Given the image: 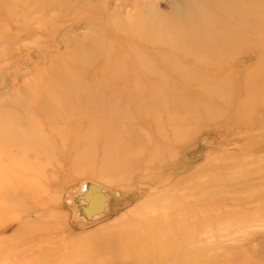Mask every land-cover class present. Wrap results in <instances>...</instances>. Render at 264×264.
<instances>
[{
	"label": "rangeland",
	"instance_id": "1",
	"mask_svg": "<svg viewBox=\"0 0 264 264\" xmlns=\"http://www.w3.org/2000/svg\"><path fill=\"white\" fill-rule=\"evenodd\" d=\"M248 3V0H0V116L12 120L16 128L27 127L28 135L31 130L36 131L40 114H31L34 102L27 97L31 93L36 101L45 103L53 77L64 66L71 70L69 82L80 86L77 93L85 92L83 88L94 95L116 92L112 79L114 59L118 57L121 66H125L131 53L144 55L146 49L155 56L149 58L153 61L162 48L151 46L149 51L147 46L156 44L153 39L158 40L175 23L181 24L182 36L208 33L227 43L225 49L221 46L216 50H209L212 45L206 43L188 46L195 59L210 64L217 55L224 59L223 70L215 76L211 71L203 77L197 65L187 77L193 79L196 73L200 74L202 82L198 85L206 89L205 94L217 83L211 76L228 82L224 84L235 90L236 80L243 79L248 72L246 82L254 76L256 85L264 92V73L263 77L257 75L264 72V13L263 21L258 20L247 8ZM237 5L243 8L241 13H235L233 8H238ZM241 15L243 21L251 18L249 26L241 25ZM214 27L221 37L214 35ZM259 31L261 38L257 36ZM171 34L167 37L177 41L179 27L177 33ZM100 37L116 44L112 46L116 50L112 59L105 61L96 54L99 49L95 45H100ZM211 43L214 44L213 39ZM176 47L186 50L185 44ZM171 49L165 48L166 56L178 61L177 57L183 53ZM204 50H209L208 55L201 54ZM78 52L84 56V68L77 64ZM105 76L111 78L104 81ZM164 83L181 84L172 80ZM18 105L23 109L19 125L15 116H9L18 113ZM238 108L236 102L226 112L222 110L224 114L220 117L190 132L185 140L160 145L162 150L154 161L146 162L141 170L129 173L120 182L70 173V139L60 142L49 139L53 155L50 160L42 159L40 165L51 163L56 169L39 170L44 177L28 179L26 184L28 189L36 190L42 206L32 211L29 200L21 204L29 212L22 216L21 222L29 223L35 217L40 218L41 229L51 225L46 232L39 233L37 250L48 253L60 248L59 264H93L100 259L88 256V248H84L90 245L86 242L89 234L102 236L123 226L129 231L150 228L153 233L159 227L156 231L165 235L162 233L157 241L160 244L155 252L152 244L149 255L154 252L152 255L161 256L156 253L161 246L180 239L186 242L188 253L202 257L199 264H264V112L259 109L255 112L260 122L233 125L227 121L226 113L233 114ZM38 133L45 137L44 131ZM114 142L111 138L107 143L112 150ZM115 162L123 164L122 159L107 153L104 163L110 172ZM27 167H34L29 158ZM17 212V206L8 209L11 216ZM146 219L149 222H144ZM127 222L130 223L125 225ZM15 227L16 223L0 235V252L7 249L2 244L4 239L14 241ZM132 243L138 244H132L134 251L140 250V242ZM77 244L80 253L63 260L75 251ZM174 260L172 257L170 262ZM151 264L158 263L155 260Z\"/></svg>",
	"mask_w": 264,
	"mask_h": 264
},
{
	"label": "bare ground",
	"instance_id": "2",
	"mask_svg": "<svg viewBox=\"0 0 264 264\" xmlns=\"http://www.w3.org/2000/svg\"><path fill=\"white\" fill-rule=\"evenodd\" d=\"M255 1L256 3L253 0H248L247 8L250 9V13H254L258 20L263 21L264 0ZM233 9L236 10L235 13L243 11L242 6ZM229 10L231 11V9ZM250 20L251 18L248 17L243 21L242 15L239 18L241 25L247 23L249 26ZM175 24L174 28L167 27L168 29L164 30L166 34L161 33L162 36L158 37V40L153 39L157 42L156 44L149 43L147 46L149 51L152 50L151 46L162 48L158 57L153 58V61L150 60V62L149 58L155 56L149 55L150 53L146 49H143L144 55L131 53L130 60L125 66H121L118 57L114 59L112 79L116 92L94 95V93H87L86 88H83L82 90L85 92L77 93L76 88L81 90L80 86L75 82L74 84L69 82L71 70L64 66L63 70L53 77L52 85L50 84L51 92L46 97L45 103L36 101L31 93L27 97L30 102H34L31 114H40L38 116L40 120L36 123L37 125L35 124L36 131L31 130L32 133L28 135L27 127L16 128L12 120L7 121V118L0 116V235L6 234L9 227L16 223L12 235L15 237L14 241L4 239L2 242L7 249L5 248V252H0V264H59L61 262L60 248L48 253L37 250L38 247L40 248L39 233H44L46 229L51 228V225L46 224V229H41L40 218L35 217L29 223L21 222L22 216L29 213L26 208L21 207L23 202L29 200L32 204L30 208L32 211H36L42 206L36 190L28 189L27 180L42 175L39 170L45 171L48 168L56 169L57 167L51 163L40 165L42 159L50 160L53 155L51 138L55 142L70 139L71 142L68 146V170L70 173L96 176L102 180L105 178L114 179L113 181L120 182L129 173L141 170L146 162L154 161L158 157L159 151L162 150L160 145L174 144L185 140L190 132L199 129L203 123L220 117L224 114L222 110L226 112L227 108L236 102L239 103V108L233 114L226 113L229 116L227 121L232 122L233 125L242 122L244 126H250L252 122H260V120H256L255 112L257 109L264 112V92L262 88H258V84L256 85L254 76L252 78L250 76L251 80L247 83L245 79L249 72L245 77L243 75V79L236 80V89L234 90L232 85L224 84L228 82L222 83L215 80L214 76L219 74L224 66L222 57L217 55L210 64V62L201 61L198 57L195 59V56L189 54V44L198 47V44L206 43L212 45L209 46V50H216L221 46L225 49L227 43L219 42L214 36H208L206 32V34L199 33L195 37L182 36L181 24ZM213 25L215 24L213 23ZM178 27V40L171 41L167 35L177 33ZM246 29L250 31V28ZM213 30L215 36L221 37L218 28L214 27ZM261 35V31L257 32L258 38H261ZM212 39L214 44L211 43ZM183 44L187 51L175 49L176 46ZM112 46L116 47V44L108 42L106 39L102 40L100 37V45L99 43L95 45V48L99 49V52L95 50L96 54L105 61L112 59L116 52ZM165 48L168 50L174 48L175 51H180L183 54L177 57L178 61H173L166 56ZM209 50H204L201 54L206 56ZM75 58L77 64L84 68L86 62H84L81 52H78ZM260 60L258 59L257 63ZM197 65L201 67L198 71L203 74V77L208 76L211 71L214 73L211 80L217 83L209 88L207 94L203 92L206 89L198 85L202 82L200 74L196 73L193 79L187 78L194 66ZM212 65L214 66L209 67ZM257 68L254 70L256 71ZM262 73L264 72H257V75L261 74L263 77ZM110 78L105 76L104 81ZM166 80L181 84L178 86L167 85L164 83ZM31 91L34 94L33 89ZM232 91H235L234 94H231ZM18 109L17 114L9 113V116H15L19 125L21 120L19 113H23L21 105H18ZM60 126L62 127L60 128ZM38 130L44 131L45 137L41 136ZM111 138L115 140L114 150L107 145ZM107 153L123 160L122 165L118 162L111 165L112 172H110V167H106L104 163ZM28 158L31 159L34 167H27ZM42 177L44 176L42 175ZM219 204L221 205V202ZM15 206H17L18 212L11 216L8 214V209ZM145 221L149 222L147 219ZM150 222L152 221L150 220ZM128 223L130 222L125 225ZM122 228L110 230V233L107 232L102 236L93 234L87 236L86 242L90 245L84 248H88V256L92 255L100 259L98 263L93 264H151L155 260L158 264H199L200 261H203L201 256H196L193 252L188 253L190 250L186 248V242L180 241V239H174L168 245L161 246L156 252L161 256L152 255L160 244L157 242L160 236L162 237V233L165 235L163 231L160 233V230L156 231L159 227L154 228L153 233L150 228H146L144 231L139 228L131 229V231L124 226ZM132 241L140 242V250L132 249V244H135ZM78 244L75 251L71 255L63 257V260L69 259L73 254L80 253ZM152 244L155 246V250L149 255V248ZM45 246L47 245L45 244ZM81 246L80 248H82ZM172 257L175 260L170 262Z\"/></svg>",
	"mask_w": 264,
	"mask_h": 264
}]
</instances>
